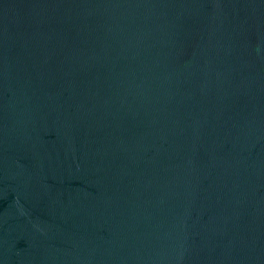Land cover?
<instances>
[{
    "label": "water",
    "instance_id": "95a60500",
    "mask_svg": "<svg viewBox=\"0 0 264 264\" xmlns=\"http://www.w3.org/2000/svg\"><path fill=\"white\" fill-rule=\"evenodd\" d=\"M0 264H264V0H0Z\"/></svg>",
    "mask_w": 264,
    "mask_h": 264
}]
</instances>
